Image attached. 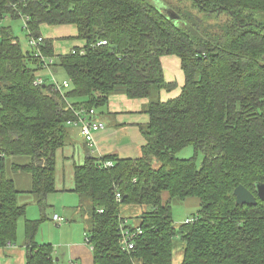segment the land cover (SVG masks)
<instances>
[{
	"label": "trees",
	"instance_id": "1",
	"mask_svg": "<svg viewBox=\"0 0 264 264\" xmlns=\"http://www.w3.org/2000/svg\"><path fill=\"white\" fill-rule=\"evenodd\" d=\"M20 18L29 40L41 42L24 52L11 27L0 26V250L14 244L26 210L9 172L29 176L42 209L56 192L68 123L125 95L148 101L141 155L89 153L73 166L72 192L91 206L92 264H173L176 241L180 264H264V203L255 193L264 183V0H0V23ZM65 26L76 35L60 39L82 46L56 54L40 30ZM163 57L178 59L184 78L167 101L159 95L176 87ZM57 70L67 88L50 80ZM185 147L193 156L178 159ZM239 185L256 205L236 204ZM188 198L199 209L176 227L170 202ZM123 206L142 209L129 251L120 244ZM41 221L24 222L25 264H54L52 246L34 241Z\"/></svg>",
	"mask_w": 264,
	"mask_h": 264
},
{
	"label": "rangeland",
	"instance_id": "2",
	"mask_svg": "<svg viewBox=\"0 0 264 264\" xmlns=\"http://www.w3.org/2000/svg\"><path fill=\"white\" fill-rule=\"evenodd\" d=\"M24 21L22 18L18 20L4 19L0 26H10L14 36L17 38L21 49L25 52L30 50L29 38L26 36L27 31L23 29ZM40 33L43 38L54 39V51L56 54H66L70 52L74 47H81L82 43L74 40L60 39L62 37H74L76 30L72 26H65L59 28L44 27L41 28ZM57 39V40H55ZM167 58H163L165 79L174 80L175 90L174 95L181 91L184 83L183 74L179 67V61L174 57V61H177L178 66L174 62V73H170L169 66L166 64ZM171 70V69H170ZM48 74V73H47ZM50 76L54 77L58 82H62L64 74L61 70L55 72L50 71ZM49 77L51 81H53ZM174 78V79H173ZM181 79V83H180ZM168 93V92H165ZM152 97H156L157 93L153 90ZM159 95V100L164 101V97ZM173 95V96H174ZM176 95V96H177ZM174 96V97H176ZM105 108L97 110V113L104 111ZM96 112L94 113V115ZM80 126V125H77ZM81 133V132H80ZM80 140V139H79ZM193 156V148L185 147L176 154L178 159H187ZM78 159L76 161L78 162ZM80 160V159H79ZM196 162H201V154L196 157ZM68 173V172H67ZM9 176L14 180L16 190L19 191L17 196V203L19 205H25V216L21 217L17 223L16 238L13 245L10 248L0 250V264H25L26 250L24 245V222L42 220L39 224L38 230L34 236V241L38 244H50L53 250L54 264H69V256L67 255V249L77 242L85 248H89V245L85 242V236H88L91 229L90 222V210L91 206L87 198H83L81 206H79L78 196L70 192H54L50 194L43 202V208L40 209L37 204V198L28 193L30 189V178L27 174L10 173ZM173 224L178 227L187 219H192L199 209V202L196 198H188L186 200L173 199L170 202ZM69 207V208H68ZM129 207H121L124 221L128 222V226H134L137 215L132 216V210ZM57 215L62 219L61 225L56 224L52 218ZM173 264H180L182 262L183 244L176 241L173 244Z\"/></svg>",
	"mask_w": 264,
	"mask_h": 264
},
{
	"label": "crops",
	"instance_id": "3",
	"mask_svg": "<svg viewBox=\"0 0 264 264\" xmlns=\"http://www.w3.org/2000/svg\"><path fill=\"white\" fill-rule=\"evenodd\" d=\"M163 58H167L166 64L171 69H169L170 73L173 74L174 62L178 66L177 61H174V57ZM163 58L162 65L164 67ZM167 82H174V80ZM173 95L174 91L162 92L161 97L167 101L174 98L177 93ZM147 104L146 99H128L125 95L110 96L104 111L100 113L96 111V114L90 118L92 121H99L104 125L103 129L93 133L94 145L91 149L86 146L80 133V126L70 125L69 130L72 136L70 144L56 153V192L73 193V166L82 165L89 153L98 158L109 154H115L120 158H138L141 155V148L145 144L140 133V127L148 123V116L144 113ZM77 158L80 159L78 162L76 161ZM128 209H133L132 216L137 215L142 210L133 207ZM134 222L136 223V220ZM55 223L57 224V222ZM10 247L11 245L7 246V248ZM67 255L69 256V264H92L91 248L87 249L77 242L70 249H67Z\"/></svg>",
	"mask_w": 264,
	"mask_h": 264
},
{
	"label": "built area",
	"instance_id": "4",
	"mask_svg": "<svg viewBox=\"0 0 264 264\" xmlns=\"http://www.w3.org/2000/svg\"><path fill=\"white\" fill-rule=\"evenodd\" d=\"M40 42H41L40 38L37 40L30 39L29 45L34 47V48H37ZM97 45H107V43L105 41H102V42H98ZM51 61L52 60L46 59L45 62L47 64H51L52 63ZM52 80H53L52 82L55 83L57 85V87L61 88V86H62L63 89L68 87L67 81H63L61 83L59 82L60 83L59 84L58 81L54 79V77H52ZM39 82L40 81H37V83H39ZM94 113H95L94 110H89L88 113H86V115H87L86 117H88V119L80 116V114H76L77 116L79 115L78 121L68 123L69 125H80L81 135L83 136V138L85 140L86 146L90 149L94 145L93 133L104 128V125L101 122L89 120V117L93 116ZM110 166H111V162H105L104 167H110ZM116 200L118 202L120 201V195L119 194H116ZM98 212L102 213V210H99ZM53 221H55V222H57V224L61 225L62 219L60 217H58L57 215H54ZM192 221H193V218L190 220L189 219L185 220L184 223H190ZM127 223L128 222L124 221L123 225H121L119 227V231L121 233L120 244L123 247V249L129 251V250L133 249V241L138 235L141 234V230L139 228L132 230V229H130L131 226H128ZM134 227H135V225L132 226L131 228L134 229ZM85 242L88 244V240H87L86 236H85ZM70 264H73V263H70Z\"/></svg>",
	"mask_w": 264,
	"mask_h": 264
},
{
	"label": "water",
	"instance_id": "5",
	"mask_svg": "<svg viewBox=\"0 0 264 264\" xmlns=\"http://www.w3.org/2000/svg\"><path fill=\"white\" fill-rule=\"evenodd\" d=\"M87 157H89V155H87ZM255 193L259 200L264 203V183H258L255 185ZM233 195L237 205L254 206L257 203L254 195L241 185L234 189Z\"/></svg>",
	"mask_w": 264,
	"mask_h": 264
}]
</instances>
